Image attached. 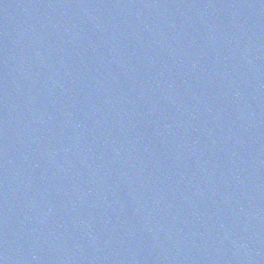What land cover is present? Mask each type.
<instances>
[{
    "label": "water",
    "instance_id": "1",
    "mask_svg": "<svg viewBox=\"0 0 264 264\" xmlns=\"http://www.w3.org/2000/svg\"><path fill=\"white\" fill-rule=\"evenodd\" d=\"M2 264H264V0H0Z\"/></svg>",
    "mask_w": 264,
    "mask_h": 264
},
{
    "label": "snow or ice",
    "instance_id": "2",
    "mask_svg": "<svg viewBox=\"0 0 264 264\" xmlns=\"http://www.w3.org/2000/svg\"><path fill=\"white\" fill-rule=\"evenodd\" d=\"M0 264H2V261H0Z\"/></svg>",
    "mask_w": 264,
    "mask_h": 264
}]
</instances>
